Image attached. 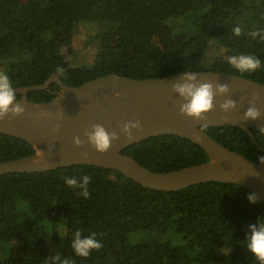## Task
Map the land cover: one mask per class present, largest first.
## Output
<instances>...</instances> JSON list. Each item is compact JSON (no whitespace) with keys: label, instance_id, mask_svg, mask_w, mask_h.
Returning a JSON list of instances; mask_svg holds the SVG:
<instances>
[{"label":"trees","instance_id":"obj_1","mask_svg":"<svg viewBox=\"0 0 264 264\" xmlns=\"http://www.w3.org/2000/svg\"><path fill=\"white\" fill-rule=\"evenodd\" d=\"M82 24L100 25L104 32L98 34L93 60L72 67V42ZM237 25L245 35L230 33ZM162 28L169 31L167 48L154 42ZM253 30H264V0H0V72L14 87L42 84L56 74L57 66L65 69L58 77L72 87L110 74L142 80L184 70L264 84V40L246 35ZM212 45L226 49L228 55L208 58ZM240 54L258 57L261 68L238 72L227 57ZM58 92L52 83L29 93L28 99L45 102ZM201 130L257 164L264 156L240 128ZM251 133L264 149V132ZM32 154L26 141L0 134V162ZM122 154L157 173L208 161L198 145L176 136L149 138ZM85 174L90 177L88 199L77 196L79 189L69 188L63 179ZM249 193L222 182L154 191L116 171L93 166L0 175V264H54L55 255L72 264H258L244 239L248 225L264 216V202L250 203ZM60 228H75L82 236L96 233L103 248L80 258L66 240L58 246ZM133 233L150 237L130 243ZM220 248L228 250L225 258L217 257Z\"/></svg>","mask_w":264,"mask_h":264},{"label":"water","instance_id":"obj_2","mask_svg":"<svg viewBox=\"0 0 264 264\" xmlns=\"http://www.w3.org/2000/svg\"><path fill=\"white\" fill-rule=\"evenodd\" d=\"M197 72L199 82L227 84L229 93L214 99L215 107L204 120H193L179 112L180 98L172 85L183 72L161 78L136 80L110 74L87 81L79 86H67L56 74L45 82L27 87H14L25 108L23 115L0 121V134L26 141L34 154L0 162V175L37 173L68 166H93L113 170L143 188L172 192L205 182L233 184L256 194L264 202V166L233 153L211 139L201 128L231 126L242 129L255 147L264 152L251 130L264 128V84L239 76L205 70ZM55 83L57 95L45 102H32L28 94L43 91ZM254 92L261 97L256 107L262 113L257 120H245L244 113ZM231 99L236 107L224 112L219 105ZM107 105V111H105ZM51 116L39 118L40 111ZM102 119L98 120L97 117ZM139 120L143 132L133 130L128 141L121 132L127 121ZM93 123H101L109 132L120 133L105 153L97 152L84 136ZM59 127V131L55 129ZM79 136L84 144L77 147L73 138ZM158 136H176L198 145L208 161L167 173L145 169L131 157L122 154L129 146ZM51 153V157H49ZM82 153H86L82 155Z\"/></svg>","mask_w":264,"mask_h":264},{"label":"clouds","instance_id":"obj_3","mask_svg":"<svg viewBox=\"0 0 264 264\" xmlns=\"http://www.w3.org/2000/svg\"><path fill=\"white\" fill-rule=\"evenodd\" d=\"M232 35L239 37L245 35L242 27L234 26L231 28ZM247 36L252 39L259 38L264 40V30H253L246 33ZM227 63L231 65L240 73L254 72L261 68V60L251 54H240L227 57ZM57 76H62L65 72L63 67L57 66L55 69ZM172 91L180 98L179 112L193 120L199 121L206 119V114L213 110L215 107L214 99L216 97H222L229 93L230 89L227 84L216 83L213 85L211 82H199L197 72L184 70L180 80L172 85ZM261 97L260 92H254L249 100V107L244 113V119L257 120L261 117L262 113L256 107V102ZM220 109L224 112H229L236 107V104L231 99H225L219 105ZM105 111H107V105H105ZM25 108L22 106V102L17 100V94L9 76L0 72V121H4L6 118L9 120L23 115ZM49 111H40L39 118H45L51 116ZM98 120L102 119L101 116L97 117ZM59 131V127L55 129ZM133 130L136 132H143V128L139 120L127 121L121 127V132L124 134L128 141H132L135 137ZM260 132H264V128L260 129ZM84 136L87 139V143L90 144L97 152L105 153L109 150L112 142L119 139L120 133L113 130L109 132L101 123H93L90 128L84 132ZM74 144L77 147H81L84 141L79 136L73 138ZM49 153V157H51ZM86 156V153H82ZM261 166H264V156L258 157ZM65 184L69 188L79 189L77 196L88 199L89 182L90 177L83 175L80 177H63ZM247 199L250 203H257L259 197L254 193H249ZM244 247L255 258L258 264H264V216L258 218L256 223L248 225V232L244 239ZM71 248L74 254L80 258L87 259L90 257L93 251H99L103 248V244L97 239L96 233H91L87 236H82L80 231L74 233L71 240ZM55 262H61V257L55 255L52 257ZM61 264H72L68 258H64Z\"/></svg>","mask_w":264,"mask_h":264},{"label":"rangeland","instance_id":"obj_4","mask_svg":"<svg viewBox=\"0 0 264 264\" xmlns=\"http://www.w3.org/2000/svg\"><path fill=\"white\" fill-rule=\"evenodd\" d=\"M104 29L100 25H94V24H82L78 26L73 42H72V47H73V55L70 56V66H78L81 63H90L94 56L95 52L97 50V44H98V34L103 33ZM169 31L165 28H162L158 30L155 34L154 37V42L157 45H160L161 47L167 48L170 45V37L168 35ZM64 54H66V50H63ZM228 51L226 49H223L222 47H218L216 45H212L208 51V58H213V57H219V56H227ZM76 232V229L73 228L69 231H67L64 228L56 229L57 233V238L59 239V245L62 246L65 245L64 242L66 240L67 246L72 250L71 248V240L73 239L74 233ZM150 236L147 234H138V233H133L129 235V242L134 243L140 238L147 239ZM64 241V242H63ZM47 242L54 247H51V249H55V244L47 239ZM14 246L18 245V242L13 243ZM228 254V250L226 248H220L217 249L216 255L219 258H225ZM217 264V263H216ZM219 264H225L223 262H220Z\"/></svg>","mask_w":264,"mask_h":264}]
</instances>
